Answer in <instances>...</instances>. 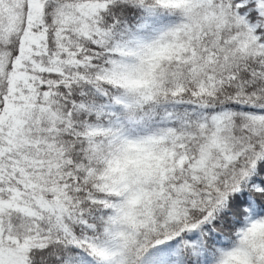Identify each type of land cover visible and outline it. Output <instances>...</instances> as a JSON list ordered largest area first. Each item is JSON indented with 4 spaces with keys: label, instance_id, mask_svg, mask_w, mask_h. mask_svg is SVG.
I'll use <instances>...</instances> for the list:
<instances>
[{
    "label": "snow or ice",
    "instance_id": "snow-or-ice-1",
    "mask_svg": "<svg viewBox=\"0 0 264 264\" xmlns=\"http://www.w3.org/2000/svg\"><path fill=\"white\" fill-rule=\"evenodd\" d=\"M0 264H264V0H0Z\"/></svg>",
    "mask_w": 264,
    "mask_h": 264
}]
</instances>
